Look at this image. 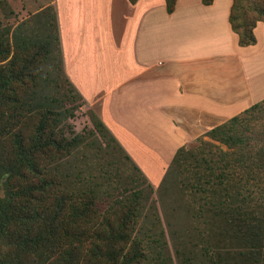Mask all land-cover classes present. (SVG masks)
<instances>
[{
  "label": "trees",
  "instance_id": "1",
  "mask_svg": "<svg viewBox=\"0 0 264 264\" xmlns=\"http://www.w3.org/2000/svg\"><path fill=\"white\" fill-rule=\"evenodd\" d=\"M259 22L264 0H233L241 46ZM0 63V264H264V100L179 148L156 190L92 108L62 133L85 100L54 7L0 25Z\"/></svg>",
  "mask_w": 264,
  "mask_h": 264
},
{
  "label": "crops",
  "instance_id": "2",
  "mask_svg": "<svg viewBox=\"0 0 264 264\" xmlns=\"http://www.w3.org/2000/svg\"><path fill=\"white\" fill-rule=\"evenodd\" d=\"M67 76L148 179L264 100V22L241 46L233 0H53Z\"/></svg>",
  "mask_w": 264,
  "mask_h": 264
},
{
  "label": "rangeland",
  "instance_id": "3",
  "mask_svg": "<svg viewBox=\"0 0 264 264\" xmlns=\"http://www.w3.org/2000/svg\"><path fill=\"white\" fill-rule=\"evenodd\" d=\"M54 6L55 5L53 0H0V25L2 26V31L6 33L9 29L13 30L17 25L26 21L38 12L43 11L47 7ZM6 62H4L3 64H5ZM79 103L81 104L82 101L79 100ZM81 105V108H75V116L73 118H70V120L68 121L71 126L68 125L63 128L62 133H64L66 137L73 136V133L75 132L83 133L84 131H88L89 128L93 127L88 114L90 108L89 105H87L86 102L84 104L82 103ZM69 107L72 108L69 103H59L56 105L58 112L64 111ZM0 140V145L7 141L6 138H2ZM193 145H196V143L190 146ZM2 147L6 148L5 145H3ZM116 158H120V154L118 152H116ZM133 174L138 175L135 172ZM148 180L157 190L161 182L158 183L152 181L151 179ZM71 184L72 182L70 179L66 182L63 181V187L70 186ZM10 189L11 187H9V185L4 182L0 187V196L6 197L9 194ZM15 208V206H12V210H14ZM21 215L22 213L19 216ZM15 220H17L20 226L27 223L26 219L23 217H19Z\"/></svg>",
  "mask_w": 264,
  "mask_h": 264
}]
</instances>
